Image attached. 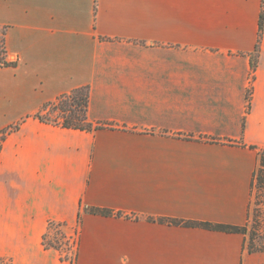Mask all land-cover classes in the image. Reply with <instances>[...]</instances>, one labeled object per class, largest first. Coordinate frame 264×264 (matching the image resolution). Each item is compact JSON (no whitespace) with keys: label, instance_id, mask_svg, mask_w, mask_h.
<instances>
[{"label":"crops","instance_id":"1","mask_svg":"<svg viewBox=\"0 0 264 264\" xmlns=\"http://www.w3.org/2000/svg\"><path fill=\"white\" fill-rule=\"evenodd\" d=\"M262 10L264 0H0V258L264 264L245 234L161 221L249 220L264 149ZM82 86L100 128L39 119ZM53 225H78L76 245H47Z\"/></svg>","mask_w":264,"mask_h":264},{"label":"trees","instance_id":"2","mask_svg":"<svg viewBox=\"0 0 264 264\" xmlns=\"http://www.w3.org/2000/svg\"><path fill=\"white\" fill-rule=\"evenodd\" d=\"M264 25V11H261L260 20H259V36L262 32ZM5 30L1 31L0 42L3 45V52H5ZM3 58V57H2ZM7 61L5 58L1 60V65H6ZM89 87L82 86L73 89L69 93H65L57 98L55 103L56 108H59L62 112V118L50 120L47 119L42 113H39L37 116L39 119L53 123L59 124L63 127L67 128H74V129H83V130H93L100 128V125L94 124L93 122L89 121L88 119V109H89ZM51 103V102H50ZM49 103L45 105V109ZM259 158V165L257 170L255 171L254 175V182H253V189L254 187H262L264 186V149L259 150L258 152ZM90 211L94 214H101V215H113L114 212L107 208L101 207H91ZM162 222H167L170 224H181L184 226L189 227H201L210 230H219V231H226V232H238L242 234H246V227L238 226V225H231V224H223V223H213L209 221H195V220H181V219H174V218H164L161 219ZM47 243V242H46ZM47 245H53L47 243ZM55 246V245H53ZM251 252L257 251H264V249H255L249 248Z\"/></svg>","mask_w":264,"mask_h":264},{"label":"rangeland","instance_id":"3","mask_svg":"<svg viewBox=\"0 0 264 264\" xmlns=\"http://www.w3.org/2000/svg\"><path fill=\"white\" fill-rule=\"evenodd\" d=\"M2 30L4 29L0 26V37ZM2 57L5 58V52H3V45L0 42V67L3 66L1 65ZM53 102L55 103V101ZM53 102L48 104L43 115L50 120L60 119L63 114L59 108H56L55 104H52ZM1 137L0 135V140ZM245 227L247 248L264 249V186L254 187L252 190L249 220ZM78 231L79 226L77 225L71 230V234L67 235L66 231L59 225H53L49 230L47 243L66 251L76 245Z\"/></svg>","mask_w":264,"mask_h":264},{"label":"built area","instance_id":"4","mask_svg":"<svg viewBox=\"0 0 264 264\" xmlns=\"http://www.w3.org/2000/svg\"><path fill=\"white\" fill-rule=\"evenodd\" d=\"M0 264H6L5 261H3V259L0 258Z\"/></svg>","mask_w":264,"mask_h":264}]
</instances>
